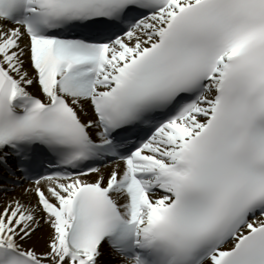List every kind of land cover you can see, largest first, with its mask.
I'll list each match as a JSON object with an SVG mask.
<instances>
[{
	"label": "snow or ice",
	"instance_id": "snow-or-ice-1",
	"mask_svg": "<svg viewBox=\"0 0 264 264\" xmlns=\"http://www.w3.org/2000/svg\"><path fill=\"white\" fill-rule=\"evenodd\" d=\"M0 264H264V0H0Z\"/></svg>",
	"mask_w": 264,
	"mask_h": 264
}]
</instances>
